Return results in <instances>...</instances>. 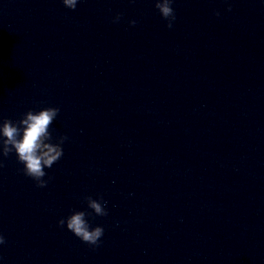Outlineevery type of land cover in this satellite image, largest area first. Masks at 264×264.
Instances as JSON below:
<instances>
[{
  "label": "clouds",
  "instance_id": "clouds-1",
  "mask_svg": "<svg viewBox=\"0 0 264 264\" xmlns=\"http://www.w3.org/2000/svg\"><path fill=\"white\" fill-rule=\"evenodd\" d=\"M78 2L79 0H62L63 5L70 10H75ZM173 3L174 0H155V8L167 22L166 27L169 29L173 27L176 20ZM228 11H231L230 5ZM214 15L219 16L220 13L216 11ZM120 19L121 14H117L113 18V23H118ZM129 23L134 26L137 21L131 20ZM59 112L60 109L57 107H46L39 111L28 110L15 121L7 118L0 120V157L6 158L15 153L17 161L23 165V174L30 177L38 188L47 187L49 181L44 179L47 175L45 169L51 168L64 154L63 144L68 137L59 136L53 142V135L49 131ZM0 167H3L2 159H0ZM84 199L91 213L73 210L66 218L58 221V226L66 225L67 230L82 242L98 246L104 235V228L92 227L87 217L91 214L107 216V201H104L102 196L98 199L86 196ZM5 243V237L0 234V245Z\"/></svg>",
  "mask_w": 264,
  "mask_h": 264
}]
</instances>
